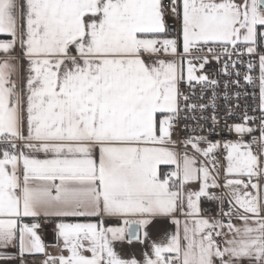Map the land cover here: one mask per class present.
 <instances>
[{"label": "snow or ice", "instance_id": "obj_1", "mask_svg": "<svg viewBox=\"0 0 264 264\" xmlns=\"http://www.w3.org/2000/svg\"><path fill=\"white\" fill-rule=\"evenodd\" d=\"M0 34L9 37L0 39V249L18 247L0 259L264 264V0H0ZM205 50L218 62L226 57L221 71L236 77L223 82L226 90L240 85L243 65V81L259 88V137L243 139L257 119L247 111L226 125L241 139L223 142V184L220 141L187 137L181 153L173 139L181 111L211 107L215 132L220 81L196 75L208 56L194 57L199 65L191 58ZM196 85L200 99L211 87L208 103H189ZM221 187L223 196L209 191ZM202 197L221 205L227 198L220 219L202 214ZM52 217L57 255L39 231ZM157 218L175 231L153 241L142 261L122 258L115 242L144 243Z\"/></svg>", "mask_w": 264, "mask_h": 264}, {"label": "built area", "instance_id": "obj_2", "mask_svg": "<svg viewBox=\"0 0 264 264\" xmlns=\"http://www.w3.org/2000/svg\"><path fill=\"white\" fill-rule=\"evenodd\" d=\"M165 6L169 5V0H163ZM169 23L173 24L172 17H168ZM182 50V49H181ZM258 50L264 52V42L258 44ZM219 51V49H217ZM203 57L208 56L209 62L205 64L203 70H197L196 75L207 74L210 78L217 79L220 83L216 86V91L218 93L216 97L217 108L215 109V115L217 117L218 123L215 125V132H210L209 129L213 127V122L211 120V116L213 113V109L209 107L208 109L201 111L200 109H196L195 112L189 110L188 112L181 111L178 123L173 133V139L178 141V149H182L181 145L182 141L187 137L193 136H207L209 140L215 142H221V148L217 150L215 153L217 159L221 162L223 158L226 156V150L223 148V142L232 140L236 141L241 139V137L235 133L234 131L229 132L226 125H232L234 123L242 122L241 117L242 114L247 111L249 116H255L257 119L255 121H250L249 125L254 128V131L251 134H245L243 139L246 142L252 140L253 137H259L260 135V123L259 116L260 110L258 108L259 104V88L258 86H253L247 84L243 81L242 76L246 71V65L238 66L241 72L240 85L236 86L234 84H229V88L226 90L224 88L223 82L225 80H235V75L229 77L226 76L222 71L223 61L226 57H222V59L218 62L217 60L212 58V54L208 53L206 50L204 52H196L194 51L191 54V58H193V63L199 65L200 60L195 59L194 57ZM235 58V57H234ZM253 59L258 61V57H248L245 56L244 60ZM185 69L187 70V64L185 63ZM253 75H258V66L254 71ZM181 91L185 95L191 96V90L189 89L187 83H182L180 85ZM201 85H196V96L190 99L189 103H208V98L211 96V87L206 89L205 95L203 99H200V89ZM228 91V99L225 100L223 93ZM239 91L241 93L240 98L237 100L235 93ZM255 92L256 95L253 96L252 93ZM247 94V95H245ZM232 106V115L229 117L226 113L229 109V106ZM236 105H239L237 108ZM196 116L197 119H191L192 116ZM204 116L207 119L201 120L199 117ZM187 125V127H185ZM203 126V127H201ZM218 133V134H217ZM253 150L258 151L259 147L257 145H253ZM219 182L221 184L224 183V178H219ZM210 192H215L219 196H223L225 193V189L221 188H212L209 189ZM221 207L226 211L228 208L227 198H225L224 204L221 205L220 201L217 200H209L206 197L201 198V209L202 214L208 218H217L220 219L219 213L221 211ZM234 218V217H233ZM223 219L227 220L226 217ZM42 223V227L39 230L42 235H51L54 232L55 225L58 223L56 220L49 219L47 223L43 220L40 221Z\"/></svg>", "mask_w": 264, "mask_h": 264}, {"label": "crops", "instance_id": "obj_3", "mask_svg": "<svg viewBox=\"0 0 264 264\" xmlns=\"http://www.w3.org/2000/svg\"><path fill=\"white\" fill-rule=\"evenodd\" d=\"M239 2V0H238ZM5 34H0V39H7ZM187 73V70L185 69V74ZM203 144V143H202ZM201 144V145H202ZM182 149H178V152H183L184 150V145H181ZM188 152L191 154L192 149L189 146L187 149ZM259 151V150H258ZM201 160H203V157H200ZM221 164V172H220V177L219 178H224L223 174V169L224 166H226V160L225 157L223 160L220 162ZM163 171H169L170 169L168 167H163ZM233 178V177H229ZM194 188L197 187V185H193ZM249 191H252L251 189H248ZM261 195L264 196V186H262L261 190ZM264 215V213H262ZM50 219L56 220L59 222V218L52 217ZM182 219V218H181ZM25 222L30 223L32 222L31 218H26ZM65 222H71V223H76V222H87L86 219L84 218H68L65 220ZM233 222L236 224H240L241 222L236 219L235 217L233 218ZM108 223H116V221H109ZM175 225L170 223L168 219L164 218H157L155 219L151 224H149L146 227V231L148 234V237L144 243H141L140 241L133 240L131 243H129L127 240L122 241V242H115V249L116 251L120 254L122 258H131L135 257L138 260H143V253L145 251L150 252L151 251V243L153 241L156 242H161L165 241L167 239V235L171 234L175 231ZM42 239L45 242L46 245H48L47 251L52 254V255H57L60 253V249L55 247V236L54 232L51 235H42ZM142 239H143V234L141 233ZM222 244V241H220ZM0 252L12 254V255H18V247H9L7 249H0ZM63 254L67 255V252H64ZM40 259H42V254H36L35 256L29 255L26 259V264H35V262H38ZM0 264H19V259L16 260H8V259H0ZM243 264H247V261L245 260Z\"/></svg>", "mask_w": 264, "mask_h": 264}, {"label": "rangeland", "instance_id": "obj_4", "mask_svg": "<svg viewBox=\"0 0 264 264\" xmlns=\"http://www.w3.org/2000/svg\"><path fill=\"white\" fill-rule=\"evenodd\" d=\"M187 75V73L185 74V76ZM201 147H207L206 144H202Z\"/></svg>", "mask_w": 264, "mask_h": 264}]
</instances>
